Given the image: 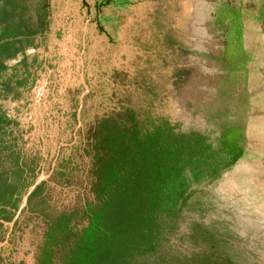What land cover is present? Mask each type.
I'll return each mask as SVG.
<instances>
[{
  "label": "rangeland",
  "instance_id": "374dc122",
  "mask_svg": "<svg viewBox=\"0 0 264 264\" xmlns=\"http://www.w3.org/2000/svg\"><path fill=\"white\" fill-rule=\"evenodd\" d=\"M15 1H0V33L28 38L3 73L18 95L6 88L0 111L17 117L33 175L71 157L62 148L78 131L132 115L157 135L164 180L161 239L127 264H264V0ZM81 70V126L61 146L73 141ZM9 238L0 264H26L20 235Z\"/></svg>",
  "mask_w": 264,
  "mask_h": 264
},
{
  "label": "trees",
  "instance_id": "16d2710c",
  "mask_svg": "<svg viewBox=\"0 0 264 264\" xmlns=\"http://www.w3.org/2000/svg\"><path fill=\"white\" fill-rule=\"evenodd\" d=\"M16 119L0 111V216L7 222L20 198L16 189L24 193L38 164L20 150ZM130 120L114 127L111 119L103 118L88 132L78 131L71 148H62L72 156L59 155L48 183L31 194L10 234V243L20 235L17 246L26 264H127L132 255L151 252L161 239L156 221L164 180L157 159L159 140L142 130L132 115ZM43 160L39 156V163ZM53 195L63 201L51 202ZM24 217L30 224L19 233ZM7 230L0 222V238Z\"/></svg>",
  "mask_w": 264,
  "mask_h": 264
},
{
  "label": "water",
  "instance_id": "95a60500",
  "mask_svg": "<svg viewBox=\"0 0 264 264\" xmlns=\"http://www.w3.org/2000/svg\"><path fill=\"white\" fill-rule=\"evenodd\" d=\"M7 40H11V39H7ZM80 81L82 83V86L84 88V93L81 94L80 98H79V105H78V108L76 110V127H75V131L73 133V141L72 143L70 144H60L61 146H71L75 140H76V136H75V133L77 131L78 128H80L81 124H80V110H81V104H82V97L87 93L88 89L86 87V85L84 84V81L82 79V76L80 77ZM57 156V155H56ZM56 159V157H55ZM54 159V161H55ZM54 161L52 163V167L54 166ZM52 170H50V172L47 174V175H44L42 173H39L35 178L34 180L32 181V183L26 188V190L24 191V193L22 194L21 196V199H20V203L19 205L17 206L11 220L9 222H4V221H0L3 225L7 226L8 227V230L4 236V239L3 241L0 243V247H3L7 244V241H8V238H9V235L12 231V228L15 224V222L17 221V219L20 217L22 211L26 208L27 206V202H28V199L29 197L31 196V194L35 191V189L42 183V182H46L47 179L49 178L50 174H51Z\"/></svg>",
  "mask_w": 264,
  "mask_h": 264
},
{
  "label": "crops",
  "instance_id": "0c3cea01",
  "mask_svg": "<svg viewBox=\"0 0 264 264\" xmlns=\"http://www.w3.org/2000/svg\"><path fill=\"white\" fill-rule=\"evenodd\" d=\"M10 37L8 34L5 33H0V38L2 37ZM22 37L18 36L14 39L12 38H7L11 40H3L0 42V98H3V86H4V81L6 80V77L4 76V70L7 69V65L11 62L9 58L11 57L12 53H15L18 49V43L19 40ZM21 42V41H20ZM2 43H5L3 46H1ZM13 65V64H12ZM10 75V74H7ZM16 77V76H15ZM9 79V77H8Z\"/></svg>",
  "mask_w": 264,
  "mask_h": 264
},
{
  "label": "flooded vegetation",
  "instance_id": "af4514ba",
  "mask_svg": "<svg viewBox=\"0 0 264 264\" xmlns=\"http://www.w3.org/2000/svg\"><path fill=\"white\" fill-rule=\"evenodd\" d=\"M2 2V4L5 6L4 10H9V9H15V5H16V1L15 0H0ZM0 13H1V10H0ZM45 21L43 22L42 24V28L45 29V27H47V24H44ZM41 27V25H39ZM9 36H11V34H8ZM6 38V36H4ZM9 38V37H8ZM27 36H22V38L19 40V41H25L27 40ZM1 39V38H0ZM7 39V38H6ZM12 39H14V37H12ZM84 36L81 38V48H80V53L81 54H84L85 52V45H84ZM5 43H2L1 46H3ZM82 58V57H81ZM80 63H81V60H80ZM83 71L81 70L80 71V75H79V78L81 76H83ZM15 78V76H13ZM13 78L8 80L6 82V80L4 81V86H3V91L6 90V88H9L10 90H14L15 91H18V83L17 81L15 80L14 82H12ZM25 88V87H24ZM85 96L82 97V102H83V98ZM78 105H79V101H78ZM81 107H82V104H81ZM74 145V144H73Z\"/></svg>",
  "mask_w": 264,
  "mask_h": 264
}]
</instances>
